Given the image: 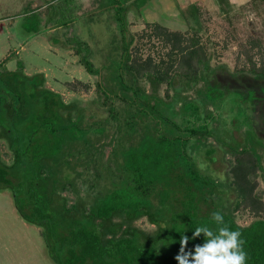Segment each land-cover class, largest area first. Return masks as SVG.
I'll use <instances>...</instances> for the list:
<instances>
[{"label": "trees", "instance_id": "1", "mask_svg": "<svg viewBox=\"0 0 264 264\" xmlns=\"http://www.w3.org/2000/svg\"><path fill=\"white\" fill-rule=\"evenodd\" d=\"M73 1L50 3L62 16L59 25L68 27L72 22ZM259 1L264 2L254 0L252 4ZM64 2L68 8H62ZM224 3L231 8L228 0ZM121 23V60L111 68L106 83L97 82L104 97L101 104L107 107L106 118L78 102L66 103L61 94L47 87L44 74H26L22 60H18L16 70H9L7 64L17 58L14 52L0 62V141L8 144L13 155L8 164L0 150V192L10 191L22 219L41 229L55 264H178L175 256L182 236L190 238L187 251L205 242L203 234L191 239L196 228L208 227L215 232L224 225L241 234L245 264H264L263 219L243 227L234 214L220 208L202 214L197 204L199 193L205 189L213 192L217 186L202 175L193 153L203 145L202 140L218 139L212 124L219 116L208 109L218 110L221 91L205 77L210 57L198 34L187 39L181 32L156 25L155 35L171 45L168 62L156 63L132 56L128 25ZM53 40L54 45L59 44ZM258 45L254 42L245 54L251 63L248 71L264 80V58L260 64L253 61ZM61 49H75L86 71L101 76L102 70L90 59L92 48L85 41L66 34ZM257 54L264 55L261 47ZM176 77L185 81L187 89L205 81L204 98L182 99ZM143 80L149 82L151 92L142 85ZM161 85L167 86L168 97L170 89L176 91L170 102L160 97ZM117 100L124 104L120 110ZM180 103L179 112L176 107ZM113 123L118 125L116 140L109 145L116 141L115 158L105 161L100 143L109 137ZM242 151L257 161L250 167L239 160L232 169L240 196L246 197L245 185L252 182L255 169L261 166L251 150ZM85 172L91 180L84 181L89 185L82 194L77 180ZM175 188L182 193L177 211L168 207ZM214 212L223 215V225L212 219ZM142 217L156 225L154 233L136 226Z\"/></svg>", "mask_w": 264, "mask_h": 264}, {"label": "rangeland", "instance_id": "2", "mask_svg": "<svg viewBox=\"0 0 264 264\" xmlns=\"http://www.w3.org/2000/svg\"><path fill=\"white\" fill-rule=\"evenodd\" d=\"M52 1L3 0L0 62L13 52L19 53L17 58H12L15 62L7 64L9 70H16L18 60L24 61L26 74H44L47 87L61 94L66 103L78 102L80 107L93 110L100 118H106L108 111L101 104L104 97L97 88V82L103 80L106 83L116 68L113 66L121 60V22L128 25L132 56L142 61L148 58L156 63L169 60L171 45H166L155 35L156 25L181 32L187 39L198 34L201 46L210 57L205 77L221 91L216 101L218 110L212 106L208 109V112L219 116L212 124L218 139L202 140L203 145L193 153L202 175L214 180L217 186L213 192L205 189L199 193L197 204L202 214L215 208L232 213L243 227L256 220H264V80L257 79L248 71L251 63L245 54L255 42L259 45L254 50L253 61L260 64L264 58V55L257 54L259 47L264 53V2L252 4L254 0H250L243 6L235 3L229 8L224 3L227 0H220L221 4L216 0H200L195 4L190 0H74L70 5L73 12L69 21L72 22L65 27L59 25L62 16H59L57 7H50ZM62 8H68V4L64 2ZM34 11L35 14L29 15ZM4 18L7 20L3 21ZM66 34L68 38L76 35L90 45L93 51L90 59L96 68L102 70L101 76L86 71L75 49H61ZM53 39L59 44L54 45ZM184 82L181 77H176V88L183 92L182 99L199 101L204 98L205 81L200 80L191 89H187ZM141 83L151 92L147 80ZM166 91V85L159 87L160 97L170 102L176 91L170 89V97ZM123 107L124 104L117 100L116 108L120 110ZM176 108L180 112L182 103ZM113 125L109 137L100 143L105 161L115 158L116 141L109 145L116 140L118 125ZM245 148L256 154L261 168L255 169L252 182L245 185L246 197H241L232 169L239 160L250 167L257 162L251 154H244L242 149ZM209 149L213 153L208 154ZM0 150L5 161L11 164L13 155L5 141H0ZM113 175L114 172L111 177L117 179ZM90 177L85 172L77 180L82 194L86 193L89 185L84 181L91 180ZM172 191L168 207L177 211L181 209L182 193L176 188ZM70 197L75 198L74 195ZM135 224L149 233L157 230L146 217ZM0 264H55L41 229L22 219L12 193L7 190L0 192Z\"/></svg>", "mask_w": 264, "mask_h": 264}, {"label": "clouds", "instance_id": "3", "mask_svg": "<svg viewBox=\"0 0 264 264\" xmlns=\"http://www.w3.org/2000/svg\"><path fill=\"white\" fill-rule=\"evenodd\" d=\"M212 219L223 225V215L219 212L212 214ZM203 234L205 242L196 244L188 249L189 237L182 236L180 249L175 259L178 264H245L247 254L243 250L244 241L240 239L238 231H231L226 225L219 227L215 232L208 227L195 229L192 240Z\"/></svg>", "mask_w": 264, "mask_h": 264}, {"label": "crops", "instance_id": "4", "mask_svg": "<svg viewBox=\"0 0 264 264\" xmlns=\"http://www.w3.org/2000/svg\"><path fill=\"white\" fill-rule=\"evenodd\" d=\"M10 1H14V0H10ZM185 2H189V0H184ZM191 2L190 3H192V4H195V3H197V1H200V0H190ZM229 1V3H230V5L232 6V4H235V3H238V4H240V6H243V5H245L246 3H248L250 0H228ZM49 5H50V3H49ZM49 5H47L48 7H49ZM3 7H5V4H4V2H3V0H0V10L3 8ZM45 8V7H44ZM47 8V7H46ZM45 8V9H46ZM50 8V7H49ZM0 13H2L1 11H0ZM7 18H9V17H7ZM7 18L5 19H2L3 21L4 20H7ZM17 55H19V53H17ZM13 62H15V60H12V61H10L9 63H13ZM25 63V62H24Z\"/></svg>", "mask_w": 264, "mask_h": 264}]
</instances>
